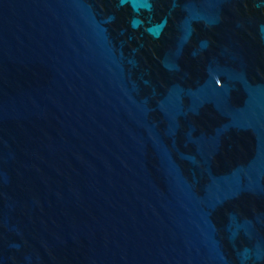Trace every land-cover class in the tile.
<instances>
[{"label":"water","instance_id":"1","mask_svg":"<svg viewBox=\"0 0 264 264\" xmlns=\"http://www.w3.org/2000/svg\"><path fill=\"white\" fill-rule=\"evenodd\" d=\"M0 264H264V0H0Z\"/></svg>","mask_w":264,"mask_h":264}]
</instances>
